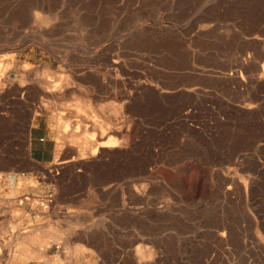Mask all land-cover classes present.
I'll return each instance as SVG.
<instances>
[{"label":"rangeland","instance_id":"obj_1","mask_svg":"<svg viewBox=\"0 0 264 264\" xmlns=\"http://www.w3.org/2000/svg\"><path fill=\"white\" fill-rule=\"evenodd\" d=\"M2 40L0 162L42 118L92 264H264V0H0Z\"/></svg>","mask_w":264,"mask_h":264},{"label":"crops","instance_id":"obj_2","mask_svg":"<svg viewBox=\"0 0 264 264\" xmlns=\"http://www.w3.org/2000/svg\"><path fill=\"white\" fill-rule=\"evenodd\" d=\"M5 48L2 40L0 50ZM32 121L26 164L12 170L5 156L0 162V264H92L97 257L90 251L89 233L73 218L87 214L86 209L76 207L74 200H60L63 182L50 170L55 143L42 118ZM25 196L49 198L51 203L46 211H38L20 202Z\"/></svg>","mask_w":264,"mask_h":264},{"label":"bare ground","instance_id":"obj_3","mask_svg":"<svg viewBox=\"0 0 264 264\" xmlns=\"http://www.w3.org/2000/svg\"><path fill=\"white\" fill-rule=\"evenodd\" d=\"M37 71V70H36ZM24 73V72H23ZM34 73H36V72H34ZM41 74H42V72H40ZM39 73V74H40ZM1 74V73H0ZM26 74V73H25ZM43 75H46V72L44 73V71H43ZM19 78V77H18ZM27 78V77H26ZM9 79H11V78H9ZM11 81V80H10ZM20 81H24V75L23 76H20ZM42 82V84L43 85H45L48 89H49V91L50 92H54V91H57V89H58V84H49V83H47V82H43V80H41ZM41 84V85H42ZM88 106V105H87ZM77 107H79V106H77ZM84 107V106H83ZM85 107H86V105H85ZM80 108V107H79ZM113 112H116V108H113ZM93 118V117H92ZM95 118V117H94ZM66 119V118H65ZM106 119V118H105ZM111 122V121H110ZM112 123V122H111ZM101 124V123H100ZM95 125V124H94ZM105 126V125H104ZM97 128V127H96ZM98 128H99V130L101 131V134H103V132H104V127L103 126H101V125H99L98 126ZM97 128V129H98ZM63 133L65 134L66 133V131H68L67 130V122L65 121L64 122V125H63ZM87 134V133H86ZM69 136V135H68ZM77 136V135H76ZM79 136V135H78ZM65 137H66V135H65ZM94 137V136H93ZM92 137V138H93ZM68 138V137H67ZM73 138H75L76 139V137L75 136H73ZM72 138V139H73ZM79 138V137H78ZM88 138H90V137H84L83 138V140H82V137H81V140L79 139V141H82V142H79V144H80V150H77V151H79V155H81V156H84L83 154L84 153H86L87 154V152H85V150H87L88 149V147H89V139ZM102 138H103V136H102ZM73 141V140H72ZM78 141V140H77ZM74 142V141H73ZM116 144H117V141L115 140V139H110V138H106V139H103V140H100L99 141V146L100 147H114V146H116ZM28 148H29V146H28ZM78 148V149H79ZM96 149V148H95ZM94 149V151L93 150H90V148H89V150H90V154L92 155V154H94L95 152H96V150ZM107 150V149H106ZM25 152H27V151H25ZM78 156V155H77ZM78 157H80V156H78ZM71 158V157H70ZM28 159V158H27ZM65 159H69V158H65ZM76 159H78V158H76ZM87 160V159H86ZM90 160V159H89ZM58 161V160H57ZM59 162V161H58ZM57 162V163H58ZM65 161H63V160H61L60 162H59V164L60 163H64ZM69 162V161H68ZM67 161H66V163H68ZM65 164V163H64ZM63 164V165H64ZM58 166V165H57ZM107 187V186H106ZM103 190V189H102ZM135 190V189H134ZM137 190V189H136ZM104 191V190H103ZM138 191V190H137ZM138 194V193H137ZM26 204H27V202H25ZM30 206H31V204H30ZM37 206V205H36ZM41 207H42V205H41ZM32 208V207H31ZM38 208H40V206L38 207ZM42 209V208H41ZM40 210V209H39ZM43 211V210H42ZM42 213V212H41ZM44 213V212H43ZM38 232V231H37ZM25 233V232H24ZM33 233V232H32ZM35 233V232H34ZM39 233V232H38ZM41 233V232H40ZM46 234V233H45ZM56 234H54V236H55ZM40 236H41V234H40ZM46 236H47V234H46ZM45 236V237H46ZM49 236V235H48ZM43 237V236H42ZM52 237V236H51ZM50 237V238H51ZM58 237V236H57ZM21 238V237H20ZM49 238V239H50ZM22 239V238H21ZM27 239V238H26ZM26 239H25V241H26ZM53 239H55L54 237H53ZM23 243V242H22ZM29 243V242H28ZM46 243H48V242H46ZM21 244V243H20ZM27 244V243H26ZM25 245V243L23 244V246ZM20 246V245H19ZM23 246H21V247H23ZM83 246V245H82ZM82 246H80V247H82ZM28 247V246H27ZM68 247V246H67ZM79 247V246H78ZM42 248V247H41ZM148 248V247H147ZM143 249V250H136L137 252H136V254L140 257V259H142V258H148L149 256H152V250H150V249ZM150 248V247H149ZM40 249V248H39ZM45 249V248H44ZM43 249V250H44ZM79 249V248H78ZM83 249L84 248H80V250H82L83 251ZM87 249V248H86ZM79 250V251H80ZM46 251V250H45ZM89 251V250H88ZM35 252V251H34ZM37 252V251H36ZM35 252V253H36ZM40 252H41V250H40ZM38 253V252H37ZM43 254V253H42ZM33 255V254H32ZM44 255V254H43ZM35 257V256H34ZM84 257V256H83ZM86 258V257H85ZM152 259V258H151ZM83 260V259H82ZM137 260V259H136ZM147 260H149V259H147ZM79 261V260H78ZM143 261V260H142ZM150 261V260H149ZM87 262V261H86ZM86 264V263H85Z\"/></svg>","mask_w":264,"mask_h":264}]
</instances>
